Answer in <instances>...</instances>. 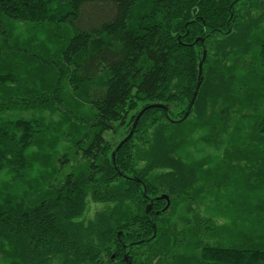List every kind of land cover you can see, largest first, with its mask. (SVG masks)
I'll list each match as a JSON object with an SVG mask.
<instances>
[{"label": "trees", "instance_id": "obj_1", "mask_svg": "<svg viewBox=\"0 0 264 264\" xmlns=\"http://www.w3.org/2000/svg\"><path fill=\"white\" fill-rule=\"evenodd\" d=\"M124 256L264 264V0H0V264Z\"/></svg>", "mask_w": 264, "mask_h": 264}, {"label": "water", "instance_id": "obj_2", "mask_svg": "<svg viewBox=\"0 0 264 264\" xmlns=\"http://www.w3.org/2000/svg\"><path fill=\"white\" fill-rule=\"evenodd\" d=\"M201 42H202V40H201ZM205 54H206V51H205V49H203V52H202V58H201V60H200V62H199V64H198V80H197V84H196V87H195V90H194V93H193L192 99H191V101H190V103H189V105H188V107H187V109H186V111H185L183 117H182L180 120H178V121H172V120H170V121L173 122V123H180V122L184 121V120L189 116V114H190L191 108H192V106H193V104H194V102H195V99H196V97H197V94H198V91H199V88H200V85H201V80H202V79H201L202 65H203V62H204ZM151 108H160V109L164 110L165 112L167 111V108H166L165 106H163V105H149V106L143 108V109L139 112V114L137 115V117H136L135 120H134V123H133V125H132V128H131L130 132H129L128 135H127V136H126V137H125V138H124V139L118 144V146L116 147L115 151H114V152L112 153V155H111V159H112V162H113L114 165H115V160H114V158H115V154H116L117 150L120 148V146H121L123 143H125L128 139L131 138V136L133 135V132H134L135 126H136V124H137V121H138L139 117L141 116V114H142L144 111H146L147 109H151ZM116 170H117V169H116ZM158 199H159V200H164V201H165L166 205H165V207L163 208V210H165V209L169 206V199H168V197L162 195V196H160ZM151 208H152V202H149V204L145 207V215H146L147 217H148V213L150 212ZM152 229H153V235H152V238H154V236H155V234H156V229H155V226H154L153 224H152ZM124 259H125V261L127 262V264H131V263L129 262L130 260L128 259L127 256H124Z\"/></svg>", "mask_w": 264, "mask_h": 264}, {"label": "rangeland", "instance_id": "obj_3", "mask_svg": "<svg viewBox=\"0 0 264 264\" xmlns=\"http://www.w3.org/2000/svg\"><path fill=\"white\" fill-rule=\"evenodd\" d=\"M122 136L123 133H121L118 136L116 141ZM42 147H44V150L46 152V157H47L46 162L44 165H42L39 161H36L35 158L31 157L32 159L31 170L34 172V174L40 173L41 175H43L44 173H48V174L52 173L54 166L58 164L59 160L62 161V171H64V169L67 170V168H65L66 164L63 161L71 154V150H70L71 144L69 142L61 143L57 151H55L52 147H49L48 144H46L45 142L42 143ZM98 208H99L98 205L90 203L87 216H91L93 212Z\"/></svg>", "mask_w": 264, "mask_h": 264}]
</instances>
